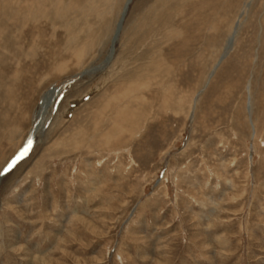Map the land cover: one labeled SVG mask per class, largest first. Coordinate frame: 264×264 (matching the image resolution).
I'll return each instance as SVG.
<instances>
[{
    "label": "rangeland",
    "instance_id": "374dc122",
    "mask_svg": "<svg viewBox=\"0 0 264 264\" xmlns=\"http://www.w3.org/2000/svg\"><path fill=\"white\" fill-rule=\"evenodd\" d=\"M126 1L0 0V174L90 70L0 180V264H264V0H132L106 61Z\"/></svg>",
    "mask_w": 264,
    "mask_h": 264
},
{
    "label": "water",
    "instance_id": "95a60500",
    "mask_svg": "<svg viewBox=\"0 0 264 264\" xmlns=\"http://www.w3.org/2000/svg\"><path fill=\"white\" fill-rule=\"evenodd\" d=\"M131 1H132V0H129V1H128V4L126 5V8H125V10H124V12H123V15H122V17H121V19H120V22H119L120 25H121V23L123 24V20H124V18H125V16H126V13H127V10H128V5H129V3H131ZM121 26H122V25H121ZM121 26L118 25L117 33H116V35H115V37H114V39H113V42H114V43H115V41H116V39H117L118 34H119L120 31H121V28H122ZM114 47H115V46H114V44H113V46L111 47L110 53H109V55L107 56V60H109L110 57L112 56V54H113V52H114ZM105 62H106V61H105ZM105 62H103V63H105ZM99 66H101V65H99ZM81 76H82L81 74H78L77 76L69 77V78H66L65 80H63V82L61 83V86L58 87V88H56V89L53 91V95H52L51 99H52V100L55 99V98L58 96L59 91L62 90V88H64L68 83H71L72 81L79 79ZM54 86H55V85H54ZM52 88H53V87H51V89H52ZM36 127H37V126H36ZM33 131L35 132L36 129L33 128V129L31 130V132H30V134H29V137H28L27 141L25 142V145L21 148V150H19V151L17 152V154H16V155L11 159V161L5 166V168L2 170V172H1V174H0V177H2V176H3V175L9 170V168L12 166V164L15 163L16 160H18L19 158H21V157L27 152V150H28V148H29V146H30V144H31V141L33 140V138H34V136H35V135H33Z\"/></svg>",
    "mask_w": 264,
    "mask_h": 264
},
{
    "label": "bare ground",
    "instance_id": "6f19581e",
    "mask_svg": "<svg viewBox=\"0 0 264 264\" xmlns=\"http://www.w3.org/2000/svg\"><path fill=\"white\" fill-rule=\"evenodd\" d=\"M128 1L129 0H127L126 1V3H125V7H124V9H123V11H122V15H123V12H124V10H125V8H126V5L128 4ZM132 2V1H131ZM129 5H130V3H129ZM129 5H128V8H129ZM128 11V10H127ZM125 19V18H124ZM124 21V20H123ZM120 22V21H119ZM118 25L119 26H123V24L121 23V25L118 23L117 24V27H116V33H117V30H118ZM121 26V27H122ZM122 29V28H121ZM116 33H115V35H116ZM118 37V36H117ZM117 40V39H116ZM232 43V39L230 40V44ZM113 44H114V42H113ZM113 46V45H112ZM111 59V58H110ZM109 59V60H110ZM106 61H108V60H106ZM102 67V66H101ZM100 67V68H101ZM98 69H99V67H98ZM94 70H95V68H94ZM88 72H90V70H88V71H85V72H83V73H81V75L83 76L84 74H86V73H88ZM92 72V71H91ZM81 76V77H82ZM75 81V80H74ZM63 82V81H62ZM62 82H60V83H58L57 85H55L52 89H50L49 91H48V93H46L45 95H44V97L42 98V101H41V108H40V110H39V112H38V120L35 122V126H34V128L36 129V131H37V127L39 126V124H40V122H41V119H42V117H43V114H44V112L46 111V109H47V107L50 105V103L54 100H52L51 99V97H52V95H53V91L56 89V88H58V87H60L61 86V83ZM59 93H60V91H59ZM47 112V111H46ZM37 126V127H36ZM36 131L34 132L33 131V135H35L36 134ZM17 161V160H16ZM15 161V162H16ZM13 165V164H12ZM2 178H3V176L2 177H0V180H2ZM1 182V181H0Z\"/></svg>",
    "mask_w": 264,
    "mask_h": 264
}]
</instances>
